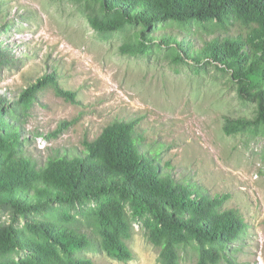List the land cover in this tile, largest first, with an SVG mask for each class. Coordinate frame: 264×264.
Here are the masks:
<instances>
[{
    "label": "rangeland",
    "instance_id": "obj_1",
    "mask_svg": "<svg viewBox=\"0 0 264 264\" xmlns=\"http://www.w3.org/2000/svg\"><path fill=\"white\" fill-rule=\"evenodd\" d=\"M90 16L113 17L99 0H0V95L7 108L14 104L10 116L20 126L23 154L40 167L82 150L84 140H94L112 122L136 118L134 135L142 148L158 152L164 170L223 197L222 210H233L244 221L229 245L231 254L243 264H264V124L251 123L231 134L223 130L225 117L253 119L256 103L240 96L229 70L176 60V48L157 43L144 54L132 53L141 25L102 31L93 28ZM156 28L180 38L185 34L197 46L221 30L214 21ZM52 72L57 86L73 91L74 99L47 85L26 107L19 100L22 91ZM62 121L69 124L57 131ZM97 204H54L27 220L86 234L90 244L76 255L95 264H164L160 247L149 240L142 218L132 215L128 203L130 258L119 260L100 250L93 214ZM0 224L24 229L26 219L0 207ZM198 255L196 242L184 243L175 264H197Z\"/></svg>",
    "mask_w": 264,
    "mask_h": 264
},
{
    "label": "trees",
    "instance_id": "obj_2",
    "mask_svg": "<svg viewBox=\"0 0 264 264\" xmlns=\"http://www.w3.org/2000/svg\"><path fill=\"white\" fill-rule=\"evenodd\" d=\"M99 1L113 17L101 21L90 16L93 28L114 31L126 23L142 26L132 53L144 54L152 43L173 46L176 60L214 63L231 72L240 96L256 103V114L253 119L225 117L226 134L251 123L264 124V0ZM210 21L221 30L201 38L199 46L185 34L180 38L156 28L167 22L188 26ZM47 85L56 86L66 99H74L73 91L57 86L52 72L40 75L19 100L28 107L35 92ZM4 101L0 95V207L11 208L26 224L24 229L0 224V264H95L76 255L90 244L86 234L49 221L27 220L30 213L54 204L90 201L98 202L93 214L99 249L114 258L131 256L125 242L131 228L125 209L128 203L132 215L142 218L149 240L160 247L164 264H175L179 246L191 241L199 246L197 264H243L231 254L229 245L238 239L244 221L235 211L222 210L223 197L180 182L164 170L158 152L142 148L134 135L138 119L116 120L94 140H84L82 150L50 158L38 167L22 152L21 129L10 116L14 104L9 109ZM68 124L62 121L57 131Z\"/></svg>",
    "mask_w": 264,
    "mask_h": 264
}]
</instances>
